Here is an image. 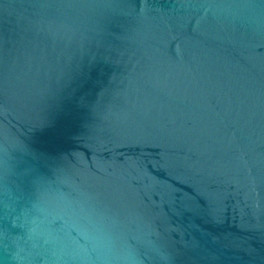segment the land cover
Returning <instances> with one entry per match:
<instances>
[{
    "label": "water",
    "instance_id": "obj_1",
    "mask_svg": "<svg viewBox=\"0 0 264 264\" xmlns=\"http://www.w3.org/2000/svg\"><path fill=\"white\" fill-rule=\"evenodd\" d=\"M41 203L117 264H264V0H0V264Z\"/></svg>",
    "mask_w": 264,
    "mask_h": 264
},
{
    "label": "clouds",
    "instance_id": "obj_2",
    "mask_svg": "<svg viewBox=\"0 0 264 264\" xmlns=\"http://www.w3.org/2000/svg\"><path fill=\"white\" fill-rule=\"evenodd\" d=\"M36 215H26L22 226L27 229L33 249L46 255L45 264H117L125 257L118 255L101 223L87 210L61 206H35ZM59 222L60 227L53 225ZM13 259L22 264L20 252Z\"/></svg>",
    "mask_w": 264,
    "mask_h": 264
}]
</instances>
